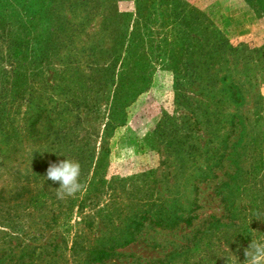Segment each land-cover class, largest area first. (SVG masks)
<instances>
[{
	"label": "rangeland",
	"instance_id": "374dc122",
	"mask_svg": "<svg viewBox=\"0 0 264 264\" xmlns=\"http://www.w3.org/2000/svg\"><path fill=\"white\" fill-rule=\"evenodd\" d=\"M0 264H264V0H0Z\"/></svg>",
	"mask_w": 264,
	"mask_h": 264
},
{
	"label": "trees",
	"instance_id": "16d2710c",
	"mask_svg": "<svg viewBox=\"0 0 264 264\" xmlns=\"http://www.w3.org/2000/svg\"><path fill=\"white\" fill-rule=\"evenodd\" d=\"M185 223H189V219H185L184 220ZM141 223L140 222H136L134 223V229H137L138 227H140ZM131 241V239L124 241L121 245H125L127 243H129ZM108 256V252H106L105 250H100L97 251L91 258H90V262L91 263H99L101 262L103 259H105Z\"/></svg>",
	"mask_w": 264,
	"mask_h": 264
}]
</instances>
